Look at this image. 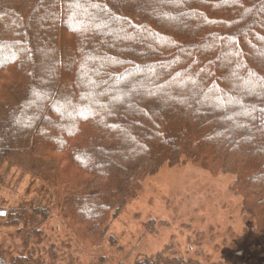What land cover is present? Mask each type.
<instances>
[{
	"label": "trees",
	"instance_id": "16d2710c",
	"mask_svg": "<svg viewBox=\"0 0 264 264\" xmlns=\"http://www.w3.org/2000/svg\"><path fill=\"white\" fill-rule=\"evenodd\" d=\"M29 155L84 247L180 157L234 173L264 230V0H0V163Z\"/></svg>",
	"mask_w": 264,
	"mask_h": 264
},
{
	"label": "rangeland",
	"instance_id": "374dc122",
	"mask_svg": "<svg viewBox=\"0 0 264 264\" xmlns=\"http://www.w3.org/2000/svg\"><path fill=\"white\" fill-rule=\"evenodd\" d=\"M29 157L0 163V244L8 250L6 260L23 254L34 264H134L143 259L151 264H264V230H259V217L246 210L234 173L186 157L173 165L164 162L107 221L103 239L84 247L77 238L83 237L80 229L62 218L61 198L53 195L65 188L58 184L62 168ZM24 216L35 224L23 221ZM35 225L40 235L25 246L24 237Z\"/></svg>",
	"mask_w": 264,
	"mask_h": 264
}]
</instances>
